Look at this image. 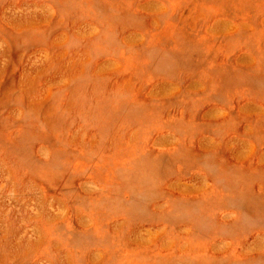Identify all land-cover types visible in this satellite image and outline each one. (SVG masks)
<instances>
[{"label":"rangeland","instance_id":"rangeland-1","mask_svg":"<svg viewBox=\"0 0 264 264\" xmlns=\"http://www.w3.org/2000/svg\"><path fill=\"white\" fill-rule=\"evenodd\" d=\"M0 264H264V0H0Z\"/></svg>","mask_w":264,"mask_h":264}]
</instances>
